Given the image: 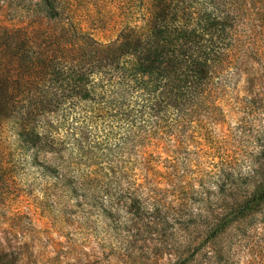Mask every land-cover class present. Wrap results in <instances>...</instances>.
Listing matches in <instances>:
<instances>
[{
	"label": "trees",
	"instance_id": "16d2710c",
	"mask_svg": "<svg viewBox=\"0 0 264 264\" xmlns=\"http://www.w3.org/2000/svg\"><path fill=\"white\" fill-rule=\"evenodd\" d=\"M16 2L19 19L64 13L74 33L69 52L29 36L0 67V172L22 157L76 205L163 235L214 238L264 201V90L244 66L264 50V0Z\"/></svg>",
	"mask_w": 264,
	"mask_h": 264
},
{
	"label": "rangeland",
	"instance_id": "374dc122",
	"mask_svg": "<svg viewBox=\"0 0 264 264\" xmlns=\"http://www.w3.org/2000/svg\"><path fill=\"white\" fill-rule=\"evenodd\" d=\"M22 5L0 0L1 69L8 57V62L15 60L10 54L17 55L29 36L33 40L29 46L35 49L47 45L64 46L66 52L71 49L74 32L68 30L66 14L50 18L33 13L19 19L14 9ZM121 12L122 8L110 12L112 23L103 29L105 38H116ZM91 20H77L76 30L89 33ZM244 66L251 77L258 78L256 90L263 92L264 50L260 57L247 54ZM229 124L234 126V120ZM239 138L235 149L243 155L254 139ZM5 160L8 167L0 172V264H264V201L214 238H206L202 227L190 236L176 229L163 235L148 232L142 222L117 223L99 210L76 205L61 185L64 181L40 178L22 157ZM7 246L16 247L17 252H6Z\"/></svg>",
	"mask_w": 264,
	"mask_h": 264
}]
</instances>
